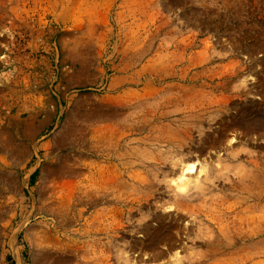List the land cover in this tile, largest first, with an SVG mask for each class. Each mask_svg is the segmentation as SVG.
Masks as SVG:
<instances>
[{"label":"rangeland","instance_id":"rangeland-1","mask_svg":"<svg viewBox=\"0 0 264 264\" xmlns=\"http://www.w3.org/2000/svg\"><path fill=\"white\" fill-rule=\"evenodd\" d=\"M0 264H264V0H0Z\"/></svg>","mask_w":264,"mask_h":264},{"label":"bare ground","instance_id":"bare-ground-1","mask_svg":"<svg viewBox=\"0 0 264 264\" xmlns=\"http://www.w3.org/2000/svg\"><path fill=\"white\" fill-rule=\"evenodd\" d=\"M195 170H198V167H196L195 162H188L183 167V171H185V172L193 173ZM203 171H204V167H201L200 173H202ZM187 178L188 177H186L185 174L182 173L180 175V177H178V179L172 180V183H174V187H175L174 191H175V193H178L177 196H179V197H185L188 195L187 192L188 193L190 192L192 185H190L191 184L190 179H187ZM194 185H196V184H194ZM166 211H168V210H166ZM151 243H152V245H154L153 242H151ZM176 258H178V252L176 253Z\"/></svg>","mask_w":264,"mask_h":264}]
</instances>
